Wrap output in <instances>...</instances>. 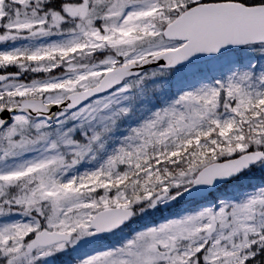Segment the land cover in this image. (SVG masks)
I'll use <instances>...</instances> for the list:
<instances>
[{
  "label": "snow or ice",
  "instance_id": "obj_1",
  "mask_svg": "<svg viewBox=\"0 0 264 264\" xmlns=\"http://www.w3.org/2000/svg\"><path fill=\"white\" fill-rule=\"evenodd\" d=\"M0 264H264V0H0Z\"/></svg>",
  "mask_w": 264,
  "mask_h": 264
}]
</instances>
